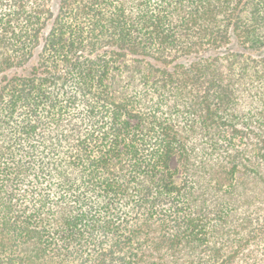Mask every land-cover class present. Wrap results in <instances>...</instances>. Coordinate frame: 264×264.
Masks as SVG:
<instances>
[{
  "label": "trees",
  "instance_id": "1",
  "mask_svg": "<svg viewBox=\"0 0 264 264\" xmlns=\"http://www.w3.org/2000/svg\"><path fill=\"white\" fill-rule=\"evenodd\" d=\"M0 264H264V0H0Z\"/></svg>",
  "mask_w": 264,
  "mask_h": 264
}]
</instances>
